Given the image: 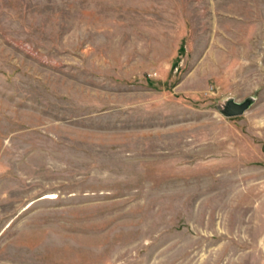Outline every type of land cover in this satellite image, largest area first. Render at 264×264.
I'll return each instance as SVG.
<instances>
[{
	"label": "rangeland",
	"instance_id": "obj_1",
	"mask_svg": "<svg viewBox=\"0 0 264 264\" xmlns=\"http://www.w3.org/2000/svg\"><path fill=\"white\" fill-rule=\"evenodd\" d=\"M0 264H264V0H0Z\"/></svg>",
	"mask_w": 264,
	"mask_h": 264
},
{
	"label": "water",
	"instance_id": "obj_2",
	"mask_svg": "<svg viewBox=\"0 0 264 264\" xmlns=\"http://www.w3.org/2000/svg\"><path fill=\"white\" fill-rule=\"evenodd\" d=\"M255 98L248 97L243 101H237L234 98L227 99L221 103L218 108L225 117H236L246 113L254 103Z\"/></svg>",
	"mask_w": 264,
	"mask_h": 264
}]
</instances>
